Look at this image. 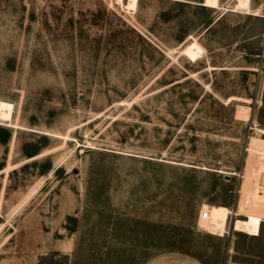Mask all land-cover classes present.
Returning a JSON list of instances; mask_svg holds the SVG:
<instances>
[{
    "label": "rangeland",
    "instance_id": "1",
    "mask_svg": "<svg viewBox=\"0 0 264 264\" xmlns=\"http://www.w3.org/2000/svg\"><path fill=\"white\" fill-rule=\"evenodd\" d=\"M1 101L0 264L264 262V223L232 228L264 140V0H0Z\"/></svg>",
    "mask_w": 264,
    "mask_h": 264
},
{
    "label": "bare ground",
    "instance_id": "2",
    "mask_svg": "<svg viewBox=\"0 0 264 264\" xmlns=\"http://www.w3.org/2000/svg\"><path fill=\"white\" fill-rule=\"evenodd\" d=\"M205 6L218 7L216 3L210 2L205 3ZM201 53L202 48L197 42L190 43L184 49V54L193 60L199 58ZM13 109L14 106L11 103L1 101L0 117L4 120H11ZM239 110L241 111L240 114L243 119L246 121L249 120L248 108L239 107ZM250 143V155L253 156V158H259L260 161L255 165L251 163L248 165V179L244 183L243 202L240 206V212L244 214V218H237L233 225V229L234 231L243 232L252 237L260 236L261 227L264 223V190L260 186L264 184V140L254 137L251 139ZM230 212L231 210L229 207H224L216 214V217L222 222L225 229Z\"/></svg>",
    "mask_w": 264,
    "mask_h": 264
},
{
    "label": "crops",
    "instance_id": "3",
    "mask_svg": "<svg viewBox=\"0 0 264 264\" xmlns=\"http://www.w3.org/2000/svg\"><path fill=\"white\" fill-rule=\"evenodd\" d=\"M249 241L260 242L254 239ZM143 264H264V262H260L259 257L253 254L240 255L230 251L224 256L207 260L182 251H168L151 257Z\"/></svg>",
    "mask_w": 264,
    "mask_h": 264
},
{
    "label": "built area",
    "instance_id": "4",
    "mask_svg": "<svg viewBox=\"0 0 264 264\" xmlns=\"http://www.w3.org/2000/svg\"><path fill=\"white\" fill-rule=\"evenodd\" d=\"M260 131V130H259ZM232 175H236V173L235 174H232ZM226 176V175H225ZM224 176V177H225ZM237 177H239L240 179H243V174H237ZM230 178H231V176H230ZM261 186V188L264 190V184L262 185H260ZM233 194H235V195H237V196H240V194H241V185L240 186H238V187H236V189L232 192ZM233 210H234V208H232ZM205 216H207V214H205ZM230 216H233L232 214H229V217ZM236 217V216H235ZM201 227V226H200ZM231 227V226H230ZM202 228V227H201ZM226 228H227V226H226ZM233 228V227H232ZM202 229H204V228H202ZM209 232V231H208ZM226 234L228 233L227 231L225 232ZM225 235V234H224Z\"/></svg>",
    "mask_w": 264,
    "mask_h": 264
},
{
    "label": "water",
    "instance_id": "5",
    "mask_svg": "<svg viewBox=\"0 0 264 264\" xmlns=\"http://www.w3.org/2000/svg\"><path fill=\"white\" fill-rule=\"evenodd\" d=\"M225 178L230 179V176H225Z\"/></svg>",
    "mask_w": 264,
    "mask_h": 264
}]
</instances>
